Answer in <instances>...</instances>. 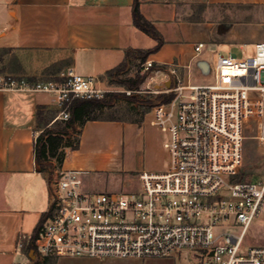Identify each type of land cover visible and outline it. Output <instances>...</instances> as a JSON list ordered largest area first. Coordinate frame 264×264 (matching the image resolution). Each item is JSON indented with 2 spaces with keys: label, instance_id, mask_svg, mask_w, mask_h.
Masks as SVG:
<instances>
[{
  "label": "built area",
  "instance_id": "2783aa9c",
  "mask_svg": "<svg viewBox=\"0 0 264 264\" xmlns=\"http://www.w3.org/2000/svg\"><path fill=\"white\" fill-rule=\"evenodd\" d=\"M153 65L140 63L141 74ZM186 70L155 71L173 83L164 91L171 102L154 106L156 126L168 133L166 171L142 172L137 192L98 194L84 189L81 172L57 171L51 211L34 241L38 256L149 259L186 250L198 264H264V246L244 244L248 227L264 218V177L231 181L248 138L264 149V41L252 57L219 53L211 84H194ZM5 92L54 94L66 107L107 94L101 79L71 68L52 80L0 73Z\"/></svg>",
  "mask_w": 264,
  "mask_h": 264
},
{
  "label": "crops",
  "instance_id": "0c3cea01",
  "mask_svg": "<svg viewBox=\"0 0 264 264\" xmlns=\"http://www.w3.org/2000/svg\"><path fill=\"white\" fill-rule=\"evenodd\" d=\"M138 1L142 15L165 40L147 60L166 69L176 65L184 72L190 67L192 81L195 70L209 72L208 50L258 42L243 40L242 25L224 28L218 20L230 9L264 5V0ZM134 3L0 0V49H11L4 63L10 67L2 74L52 80L71 68L104 81L109 71L124 62L128 50L157 46L156 40L134 25ZM200 44L204 47L197 52ZM135 63L141 62L135 60L131 66ZM42 107L59 110L61 105L54 94L0 93V264H152L169 258H42L36 252L27 258L21 245L51 205V183L35 164V138L42 129L37 112ZM79 140L78 149L64 148L62 166L55 174L59 170L81 172L83 187L90 193L94 192L89 186L99 184L137 192L142 172H163L169 164L168 133L156 126L154 106L143 107L140 115L126 121H89L81 128Z\"/></svg>",
  "mask_w": 264,
  "mask_h": 264
},
{
  "label": "rangeland",
  "instance_id": "374dc122",
  "mask_svg": "<svg viewBox=\"0 0 264 264\" xmlns=\"http://www.w3.org/2000/svg\"><path fill=\"white\" fill-rule=\"evenodd\" d=\"M226 13V12H225ZM225 18L218 20L219 24L223 25L224 28H229L233 24H239L243 27L242 38L248 40L249 38L254 39L256 42L264 41V5L243 7L237 11L231 10L225 14ZM240 27V26H238ZM227 36V35H225ZM232 52L239 58L252 57L255 54V44L249 43L246 46L230 47L229 44H223L216 50H208L207 60L209 62V72L203 73L196 70L193 72L194 83L196 84H211L214 82L213 69L217 63L218 54H227ZM11 53L6 55L10 57ZM197 63L194 64L196 66ZM1 67V64H0ZM163 72L168 73L169 69H161ZM181 69L182 75H186L187 71L184 72ZM144 76L140 72V64H133L126 74L116 79L106 78L103 81V86L107 90V94H126L130 97L141 98L152 101L153 105L162 104L157 97L162 94H167L164 91L172 88L173 83L170 76H158L156 72L150 73L145 81L139 85L138 88L130 89L125 85V81L135 80L137 77ZM130 92V94H128ZM141 112V108L138 106H131L124 100H118L114 103V106L109 109H105L97 113L98 117H109L111 115L116 117H129L132 114ZM251 135H254L252 133ZM250 136V135H249ZM264 177V149L258 146L257 142L248 138L245 141L244 146V158L243 165L232 182H250L259 181ZM101 185V186H100ZM103 184L98 186H89V190L94 193H110V192H123L128 193L129 190H113L108 187H102ZM50 204L52 203V195L50 191ZM245 246H264V218H260L254 221L247 229L245 239ZM34 255V251L26 253L27 258L29 255ZM152 264H198L192 253L186 251L178 252L173 254L171 257L153 262Z\"/></svg>",
  "mask_w": 264,
  "mask_h": 264
},
{
  "label": "trees",
  "instance_id": "16d2710c",
  "mask_svg": "<svg viewBox=\"0 0 264 264\" xmlns=\"http://www.w3.org/2000/svg\"><path fill=\"white\" fill-rule=\"evenodd\" d=\"M133 23L134 25L145 34L157 41V46L151 50H128L126 52V58L124 62L117 68L108 72L110 79H116L126 74L133 61H140L144 63L148 57L159 51L165 44V40L157 28L148 21L140 11V4L138 0H135L133 5ZM11 53V49H0V73L5 72L10 67L4 65L6 55ZM164 67H158L155 64L144 76H138L135 80L125 81L130 89L138 88L142 84L146 77L157 70H161ZM172 93L162 94L157 97L162 104H168L173 99ZM118 100H124L131 106H138L141 109L145 106H154L152 101L127 96L124 94H106L101 99H74L68 107L62 105L59 110L48 109L45 107L39 108L37 112V118L41 129V133L35 140V164L37 171L45 176L47 181L51 183L55 171L62 166L65 152L64 148L68 147L73 150L79 148V138L81 134V128L89 121H126L133 116H138L141 112L132 114L129 117L121 118L116 116L98 117L97 113L105 109L112 108L114 103ZM68 114V119L59 117L61 112ZM54 162H57L55 166ZM51 209L43 214L41 221L34 233L30 236L28 241H23V250L26 253L34 251V241L38 234L40 227L50 214Z\"/></svg>",
  "mask_w": 264,
  "mask_h": 264
}]
</instances>
